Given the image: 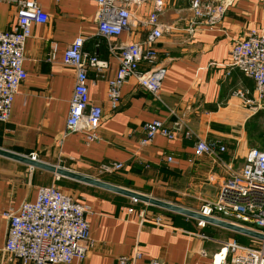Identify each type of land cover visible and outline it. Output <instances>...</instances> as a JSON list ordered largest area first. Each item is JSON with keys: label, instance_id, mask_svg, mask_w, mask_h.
I'll return each instance as SVG.
<instances>
[{"label": "crops", "instance_id": "1", "mask_svg": "<svg viewBox=\"0 0 264 264\" xmlns=\"http://www.w3.org/2000/svg\"><path fill=\"white\" fill-rule=\"evenodd\" d=\"M157 1L162 2L159 22L169 29L155 44L157 66L166 71L161 99L129 78L120 88L118 109L111 111L105 94L119 63L108 45L142 43L150 30L138 25L117 38H99L94 2L37 0L49 21L31 27L24 47L27 78L13 98L9 119L0 122V149L35 155L42 163L190 210L199 211L204 201H214L226 178L224 165L197 156L195 139L184 134L189 129L200 140L224 145L226 151L219 157L235 170L252 148L264 151V99L257 98L251 79L226 67L232 40L264 27V0H205L230 5L215 27L196 29L191 26L187 0H145L129 9L143 19L155 10ZM15 21L14 10L0 2V31ZM80 37L84 50L98 57L97 67L87 71L88 97L104 113L96 142H86L79 133L64 136L75 71L62 64V57ZM155 119L175 138L156 135L141 145L143 125ZM170 157L169 164L166 158ZM117 164L122 167L114 170ZM49 186L90 209L86 219L91 244L79 264H117L135 249L142 257L133 264H211L227 241L248 247L262 244L209 224L200 230L191 218L140 201L134 204L125 195L0 156V264H19L5 252L7 222L2 213L35 202L39 187ZM142 211L150 219L162 215L172 229L140 224Z\"/></svg>", "mask_w": 264, "mask_h": 264}, {"label": "built area", "instance_id": "2", "mask_svg": "<svg viewBox=\"0 0 264 264\" xmlns=\"http://www.w3.org/2000/svg\"><path fill=\"white\" fill-rule=\"evenodd\" d=\"M96 4L98 37L117 38L124 31L142 25L150 32L142 43L108 45L118 59V70L113 80L108 81L105 97L109 109L119 107L120 88L129 78L137 79L139 86L148 94L161 99V86L165 69L157 66L155 44L169 30L159 22L162 2L155 3V10L140 19L129 6L140 5L145 0H89ZM188 9L193 14V29L204 25L215 27L226 14L230 2L187 0ZM14 10L16 21L11 28L0 31V122L9 119V113L19 87L27 78L23 62L25 43L31 36L34 24H46L49 17L42 11L37 0H0ZM84 39L77 38L67 47L62 64L75 71L74 87L69 103L64 136L72 133L83 135L86 142L99 140L98 128L104 119L103 109L93 104L88 97L87 71L96 68L98 57L83 48ZM229 71L238 70L251 79L254 93L264 99V27L254 28L239 39L232 40L227 57ZM229 72L227 73V75ZM240 97L243 92L236 91ZM144 138L141 145L149 144L156 135L174 139L175 133L155 119L143 125ZM184 136L195 139V154L206 155L224 165L226 178L218 189L214 201H204L199 208L202 216L240 225L264 234V151L252 148L239 169L225 164L219 157L226 151L224 145L200 140L187 129ZM37 161L35 155L29 156ZM170 164L172 158H166ZM122 164L113 166L119 170ZM104 169V167L102 168ZM35 202H23L18 208H7L2 216L7 222L5 252L19 264H77L82 263L90 247V229L86 217L90 209L75 201L56 186L39 187ZM137 204L135 200H132ZM130 212H132L130 210ZM140 224L172 229L168 219L162 215L147 218L139 213ZM194 220V219H193ZM195 226L203 230L205 221L194 220ZM201 240L207 237L192 234ZM254 247L243 246L237 241H227L211 264H264V242ZM142 253L135 249L131 256L119 258L117 264H133ZM151 264H160L153 261Z\"/></svg>", "mask_w": 264, "mask_h": 264}, {"label": "water", "instance_id": "3", "mask_svg": "<svg viewBox=\"0 0 264 264\" xmlns=\"http://www.w3.org/2000/svg\"><path fill=\"white\" fill-rule=\"evenodd\" d=\"M0 156L7 157L10 159L19 161V162H24L27 165H30L34 168H41V169H44L48 172H51L53 174H56V175H59L62 177L74 179V180L80 181V182L85 183V184H91V185H94V186L101 188L103 190L106 189V190H109L111 192L117 193L119 195H121V194L125 195V196L129 197L130 199L135 200L136 202L140 201V202H143V203L150 205L152 207L155 206V207H158L162 210L173 212V213L179 214L181 216H184L186 218L205 221L209 225L217 226L219 228L222 227V228L229 230L231 232H234L236 234H241V235L249 237L253 240L255 239L257 241L264 242V234H262L258 231H255V230L253 231V230L247 229L245 227H242L240 225H234V224L222 221V220L218 221V220H215L213 218L202 216L199 212H197L195 210H190L188 208L186 209V208H183V207L176 205L174 203H167V202L158 200L156 198H151L147 195H143L140 193L130 191V190L125 189V188L116 187V186L111 185L107 182H102L100 180L92 179L89 177L87 178V177L79 175L73 171H69V170L60 168L59 166H55V165L52 166L49 164L42 163L40 161H33L27 156L18 155V154L12 153V152L7 151V150L4 151V150L0 149Z\"/></svg>", "mask_w": 264, "mask_h": 264}, {"label": "rangeland", "instance_id": "4", "mask_svg": "<svg viewBox=\"0 0 264 264\" xmlns=\"http://www.w3.org/2000/svg\"><path fill=\"white\" fill-rule=\"evenodd\" d=\"M246 239V238H245ZM239 241V240H238ZM246 241H248V240H246ZM249 242V241H248Z\"/></svg>", "mask_w": 264, "mask_h": 264}]
</instances>
